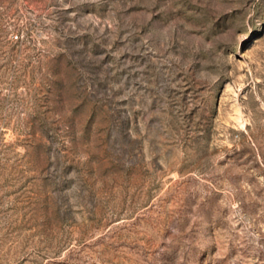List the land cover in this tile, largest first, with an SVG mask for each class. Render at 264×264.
<instances>
[{
    "label": "rangeland",
    "instance_id": "374dc122",
    "mask_svg": "<svg viewBox=\"0 0 264 264\" xmlns=\"http://www.w3.org/2000/svg\"><path fill=\"white\" fill-rule=\"evenodd\" d=\"M0 264H264V0H0Z\"/></svg>",
    "mask_w": 264,
    "mask_h": 264
}]
</instances>
